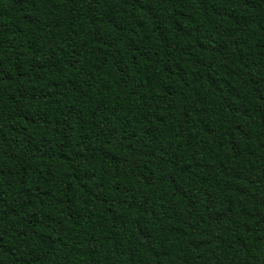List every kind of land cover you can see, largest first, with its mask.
<instances>
[{
	"label": "trees",
	"instance_id": "1",
	"mask_svg": "<svg viewBox=\"0 0 264 264\" xmlns=\"http://www.w3.org/2000/svg\"><path fill=\"white\" fill-rule=\"evenodd\" d=\"M0 264H264V0H0Z\"/></svg>",
	"mask_w": 264,
	"mask_h": 264
}]
</instances>
